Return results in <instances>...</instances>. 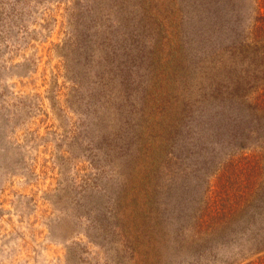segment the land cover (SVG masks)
<instances>
[{"label": "rangeland", "instance_id": "1", "mask_svg": "<svg viewBox=\"0 0 264 264\" xmlns=\"http://www.w3.org/2000/svg\"><path fill=\"white\" fill-rule=\"evenodd\" d=\"M41 1L40 6L28 2L23 10H13L12 0H0V117L18 120L20 129L30 127L29 133L21 131L18 138L19 143H28L26 150L32 159L25 172L16 163L5 161L13 167L8 174L0 164V264H158L140 255L142 248L137 239L149 236L152 243L163 240L164 256L160 264H215L209 260L213 258L211 250H200L198 244L190 243L191 236L209 232L202 221L208 211L210 216L220 213L221 198L216 191L219 177L231 172L219 168L222 152L201 121L205 106L213 108L217 100L211 93H203L212 85V75L207 72L205 79L200 78L203 70L198 66L197 52L180 53L177 56L180 62L176 63L163 49L162 37L157 35L149 49H140L142 42H135L140 45L135 49L139 54L133 68L140 86L139 97L144 93L142 100L154 123L155 119L165 121L164 141L168 143L162 151H156L157 166L163 163L161 170L152 165L148 179H138L133 185L131 199L136 198V202L131 208L137 225L131 227L130 235L118 234L109 216L112 208L124 200L125 191L131 192L132 185L122 187L113 178H107L118 163L105 156L117 151L120 129L132 132L124 115L128 98L118 93V89L124 93L120 72L126 67L127 54L135 53L129 51L132 39L123 46L126 49L119 57L112 56L109 65L106 64L111 90L103 93L99 109L103 138H98L95 132L92 141L96 151L103 150V160H99L95 149L76 145L72 134L65 132L68 121L62 114V118H57L51 96L57 90L61 107L64 109L65 101L71 100L76 109L73 84L68 78L101 72L97 65L84 60L85 52L93 49L89 48L90 34L86 30L98 28L101 21L93 13L81 15L71 11L75 2L81 9V0ZM22 26L25 30L19 28ZM71 32L78 39H71L73 36H68ZM14 41L22 46L12 53ZM65 43L74 48L68 66L58 55ZM124 53L125 58L121 57ZM25 59L35 61L37 73L16 76L15 73L24 72L16 65ZM223 70L217 67L212 73L220 71L224 77ZM12 94L14 97L10 99ZM35 96L41 97L44 115L35 113L34 104L38 103ZM14 98H27L20 101L25 106ZM69 113L74 125L84 122L83 115L78 118ZM5 125L0 121V134ZM68 128L73 131V125ZM3 143L0 135V161L6 154ZM236 150L238 155L239 145ZM62 153L68 158H62ZM87 159L94 167L85 162ZM89 168L95 169L97 176L89 180V190L83 196L97 211L82 219L81 211H74L73 201L82 197L81 179L90 174ZM76 169L78 176L73 175ZM100 170H103L102 184L94 180ZM205 202L211 204L210 210L206 211ZM198 208L195 214L194 209ZM225 233L227 242L233 241L235 236ZM174 234L179 235L181 242L170 250Z\"/></svg>", "mask_w": 264, "mask_h": 264}, {"label": "trees", "instance_id": "2", "mask_svg": "<svg viewBox=\"0 0 264 264\" xmlns=\"http://www.w3.org/2000/svg\"><path fill=\"white\" fill-rule=\"evenodd\" d=\"M12 1L13 10H23L28 2L39 3V6L42 3L41 0ZM81 3V9L75 2L71 11L80 12L81 15L93 13L101 21L98 28L93 26L86 30L90 34L89 48L93 49L85 52L84 58L86 62L97 65L101 72L68 78L73 84L71 91L74 93L76 109L71 100L65 101L63 109L57 99V90L51 96L57 118L66 117L68 126L64 130L72 134L76 145H88L87 147L96 151L92 143L95 132L98 133V138H103L99 109L103 93L111 90L106 64L109 65L112 56H120L121 51L126 49L123 46L130 39L129 51L135 52L127 54L126 67L120 72L124 93L118 89L122 98H128V108L124 115L128 118L132 132L125 133L120 129V145L117 151L105 156L118 163L112 176L107 178H113L122 187L132 185L129 189L131 192L125 191L122 203H117L112 208L109 220L116 228L114 231L130 235L131 227L135 228L137 225L136 215L131 208L136 202V198L131 199L133 185L138 179H148L152 165L161 170L163 163L157 166L159 157L156 151H162V147L168 143L164 141L165 121L155 119L154 123L150 109L142 100L144 93L139 97L140 86L133 69L139 54L135 49L140 47L135 42H142L140 49H149L158 35L162 37L163 49H167L171 60L179 63L177 56L180 53L186 55L187 52L196 51L198 66L203 70L200 78L205 79L207 72L212 75V85L206 87L203 93H211L217 102L215 101L213 108H209V104L205 106L201 121L203 128L210 133L213 143L222 152L219 168H225L226 173L231 172L227 176L223 174L219 177L216 191L221 198L220 213L210 216L211 212L208 211L202 223L208 225L209 232L196 235L193 233L190 243L198 244L200 250H211L213 258L209 260L215 264H243L246 260H249L246 264H264V0H81ZM19 28L25 30L24 26ZM68 36L78 39L75 32ZM14 42L16 47L12 53L22 46L17 41ZM70 46L65 43L58 52L67 66L74 51ZM121 57L125 58V53ZM35 66V61L25 59L24 63L16 65V68L24 72L15 74H36ZM217 67L224 68V77L219 74L220 71L212 73ZM10 96L13 99L14 95ZM204 97L206 100V96ZM35 98L38 100L34 104L35 113L44 115L40 104L41 97ZM25 99L27 100L14 98L17 102H25ZM20 105L25 106L21 102ZM69 112L78 118L83 115L84 122L79 119L82 124L74 125ZM0 121L6 123L0 134L6 154L2 156L0 164L8 174L14 163L25 172L32 159H29L26 150L28 143H19L18 134L21 131L29 133L30 127L20 129L17 127L18 120L14 118L7 120L2 116ZM70 125H73V131L68 128ZM51 134L56 135L49 132ZM238 145L240 153L237 155L235 152ZM96 152L98 159L103 160V150L98 149ZM67 154L70 157L72 152ZM62 158L68 157L62 153ZM5 161L11 165H6ZM85 162L91 168L94 167L90 160ZM91 168L87 171L90 174L83 175L81 179L84 184L80 192L82 197L76 199V202L73 201L74 211L79 209L82 219H87L93 215V211H97L86 201L87 197L83 196L89 190L88 182L97 176L95 169ZM100 171L98 179L94 180L102 184L103 170ZM78 174L76 169L73 175ZM12 175H16L15 171ZM210 208L211 204L205 202L206 211ZM199 210L200 208L196 211L194 209L195 214ZM225 231L235 236L233 241L227 242ZM150 237L137 239V244L142 248L140 255H144L148 262L160 264L164 256L161 252L163 240L152 243ZM183 241L187 240L184 238ZM180 242L179 235L174 234L169 242L170 250H174ZM210 242L211 245L208 246Z\"/></svg>", "mask_w": 264, "mask_h": 264}]
</instances>
